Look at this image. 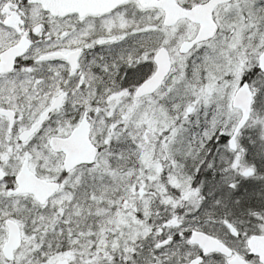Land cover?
<instances>
[{"label": "snow or ice", "instance_id": "6c2138e0", "mask_svg": "<svg viewBox=\"0 0 264 264\" xmlns=\"http://www.w3.org/2000/svg\"><path fill=\"white\" fill-rule=\"evenodd\" d=\"M0 264H264V0H0Z\"/></svg>", "mask_w": 264, "mask_h": 264}]
</instances>
